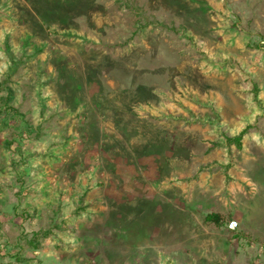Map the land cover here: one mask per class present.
Here are the masks:
<instances>
[{
    "label": "rangeland",
    "instance_id": "1",
    "mask_svg": "<svg viewBox=\"0 0 264 264\" xmlns=\"http://www.w3.org/2000/svg\"><path fill=\"white\" fill-rule=\"evenodd\" d=\"M0 264H264V0H0Z\"/></svg>",
    "mask_w": 264,
    "mask_h": 264
},
{
    "label": "trees",
    "instance_id": "2",
    "mask_svg": "<svg viewBox=\"0 0 264 264\" xmlns=\"http://www.w3.org/2000/svg\"><path fill=\"white\" fill-rule=\"evenodd\" d=\"M242 137H243V133H240V134H238L237 136H235L233 138H228L227 141L229 143L234 142L235 144L240 146V141H241ZM205 220L207 222H211V223L215 224L216 226H222L223 225V222H222V220H221V218H220L218 213H213V212L208 213L205 216Z\"/></svg>",
    "mask_w": 264,
    "mask_h": 264
},
{
    "label": "built area",
    "instance_id": "3",
    "mask_svg": "<svg viewBox=\"0 0 264 264\" xmlns=\"http://www.w3.org/2000/svg\"><path fill=\"white\" fill-rule=\"evenodd\" d=\"M237 227H238V223L234 220L228 223V229L230 230H235Z\"/></svg>",
    "mask_w": 264,
    "mask_h": 264
}]
</instances>
